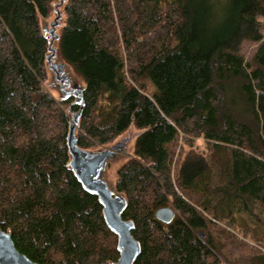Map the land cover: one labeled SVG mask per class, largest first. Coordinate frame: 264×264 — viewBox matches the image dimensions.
I'll return each instance as SVG.
<instances>
[{
    "label": "trees",
    "instance_id": "obj_1",
    "mask_svg": "<svg viewBox=\"0 0 264 264\" xmlns=\"http://www.w3.org/2000/svg\"><path fill=\"white\" fill-rule=\"evenodd\" d=\"M59 1L0 0V230L37 264H113L117 237L68 166L72 99L44 87L42 23ZM217 3L63 0L59 7L56 52L84 86L78 146L97 150L136 131L114 185L140 244L134 264H222L232 207L225 215L209 207L208 192L247 213L255 203L264 208V0H228L222 16ZM243 41L259 43L250 62L240 55ZM195 138L219 163L223 184L212 191L205 158L198 157L207 182L193 192L183 181L191 160L183 163L179 141ZM169 205L178 216L165 225L154 214ZM234 240L228 264H239L238 256L264 264L256 247Z\"/></svg>",
    "mask_w": 264,
    "mask_h": 264
},
{
    "label": "water",
    "instance_id": "obj_2",
    "mask_svg": "<svg viewBox=\"0 0 264 264\" xmlns=\"http://www.w3.org/2000/svg\"><path fill=\"white\" fill-rule=\"evenodd\" d=\"M54 8L55 17L49 23H42V32L48 39L46 68L50 73L51 86L58 92L59 100L72 99L66 109L70 116L66 135V146L69 154L68 166L84 191L94 195L102 206V215L110 232L117 237L118 259L113 264H134L140 254V244L132 236L133 222L123 219L126 200L106 179L109 164L118 161L127 153V145L134 140L136 134L128 131V136L121 138L107 148L97 150L82 149L77 144V130L84 109V86L70 73L68 64L59 60L54 46L58 40L56 32L60 26L62 14L59 7ZM76 105L78 109L72 111ZM178 216L171 206L159 208L154 217L162 224L168 225ZM0 264H37L15 247L11 234L0 230Z\"/></svg>",
    "mask_w": 264,
    "mask_h": 264
},
{
    "label": "rangeland",
    "instance_id": "obj_3",
    "mask_svg": "<svg viewBox=\"0 0 264 264\" xmlns=\"http://www.w3.org/2000/svg\"><path fill=\"white\" fill-rule=\"evenodd\" d=\"M214 1V0H213ZM217 10L220 16L224 14V12L227 9L228 0H217ZM53 18L51 17L47 22H51ZM260 22V31L262 34V38L264 39V18H259ZM58 32V30H57ZM56 46V44L54 45ZM259 46V43L252 42V41H243L240 47V55L244 58L246 62H250ZM70 73L81 83L82 81L77 75H74L72 71L70 70ZM51 79H50V73L48 72V80L45 83L44 87L47 90V92L50 93L52 97L55 99H59L58 92L51 86ZM231 99L235 101V103L238 105L237 107H240L239 103H242L241 99L239 98L238 93L232 94ZM67 109V108H66ZM66 112V110H65ZM70 118V116H69ZM131 134H136V131L133 129L129 130ZM77 134V133H76ZM128 136V131L124 133L122 136H120L115 142L119 141L121 138ZM114 142V143H115ZM114 143L110 145H106L101 148H107ZM134 146V140H132L127 145V153L118 161L113 162L109 164L107 168V175L106 179L109 183H111L113 186L116 182L117 177V169L121 166V164L127 159L129 155L132 154ZM179 147L181 148L182 152V158L183 163H186V159L188 158V161L191 160L189 163L187 170L185 172V177L183 176V181H186L188 184L190 183V187H192V191L196 192L200 189L202 185H204V182H207L208 178V188L212 191L218 186H222L223 179L219 173V166L217 164L211 161L212 154H211V147L207 144V142L203 138H195L191 139L190 143H187L185 141L180 140L179 141ZM198 157L205 158L207 160V169L206 174L207 178L205 176V172L203 169H205V160L201 162ZM209 170V171H208ZM204 172V173H202ZM193 182L194 184H191ZM203 192H207V189H201ZM198 192L200 195L197 196V193H194L198 200L202 201L205 197L204 193ZM208 198L209 201V207L210 206H218L220 209H222L223 214L225 215L229 210H227L226 207L231 208V215L228 216L227 219H224V222L228 225L229 228H226L225 234H227L228 241L227 243H223L221 241V254H220V260L222 264H228L231 261L235 260L234 258H230L227 250L228 247H230L234 243V239L239 238L240 240L248 242L250 245L257 248V250L260 251L261 255H264V208H262L258 204H253V211L252 213H247L243 210L242 205L235 204L232 206V198L227 197L226 201L223 198V193L218 192H208ZM227 202V203H226ZM227 204V206H226ZM170 206V205H169ZM221 212V211H220ZM221 212V213H222ZM221 237V235H219ZM219 237L214 238L215 240H218ZM219 242V241H217ZM260 242L263 245L258 246L257 243ZM236 261L239 264H243L245 261L244 258L238 256L235 257Z\"/></svg>",
    "mask_w": 264,
    "mask_h": 264
},
{
    "label": "flooded vegetation",
    "instance_id": "obj_4",
    "mask_svg": "<svg viewBox=\"0 0 264 264\" xmlns=\"http://www.w3.org/2000/svg\"><path fill=\"white\" fill-rule=\"evenodd\" d=\"M201 236H202V237H204V235H203V234H201Z\"/></svg>",
    "mask_w": 264,
    "mask_h": 264
},
{
    "label": "bare ground",
    "instance_id": "obj_5",
    "mask_svg": "<svg viewBox=\"0 0 264 264\" xmlns=\"http://www.w3.org/2000/svg\"><path fill=\"white\" fill-rule=\"evenodd\" d=\"M112 122V121H111ZM173 177H174V175H173ZM176 180V179H175Z\"/></svg>",
    "mask_w": 264,
    "mask_h": 264
}]
</instances>
